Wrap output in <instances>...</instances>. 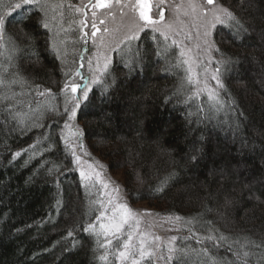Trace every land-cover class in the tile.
I'll use <instances>...</instances> for the list:
<instances>
[{
	"label": "trees",
	"instance_id": "16d2710c",
	"mask_svg": "<svg viewBox=\"0 0 264 264\" xmlns=\"http://www.w3.org/2000/svg\"><path fill=\"white\" fill-rule=\"evenodd\" d=\"M218 1L247 30L237 36L235 21L213 29L220 50L214 59L227 62L215 63L225 86L219 111L210 110L204 95L185 103L194 86L178 91L186 75L185 65L175 66L179 48L150 29L112 52L107 72L98 74L103 83L90 84L84 100L81 90L61 91L83 72L91 51L79 0H48L49 29L38 23L43 13L35 8L5 16L0 63L14 65L9 78L19 72L27 83L14 86L22 93L17 110L26 113L24 125L3 111L7 101L0 104V264L118 262L116 241L100 261L105 249L83 231L89 223L99 231L101 203L68 144L63 112L73 96L81 101L74 119L85 148L121 173L128 202L184 218L174 246L188 254L170 264H211L205 247L212 257L232 260L228 244L237 237L264 242V0ZM15 2L0 0V13ZM46 89L51 93L38 94ZM197 216L195 226L187 223ZM221 233L229 238L221 247L204 239Z\"/></svg>",
	"mask_w": 264,
	"mask_h": 264
},
{
	"label": "snow or ice",
	"instance_id": "6c2138e0",
	"mask_svg": "<svg viewBox=\"0 0 264 264\" xmlns=\"http://www.w3.org/2000/svg\"><path fill=\"white\" fill-rule=\"evenodd\" d=\"M91 3V0H89ZM153 0H95V4L93 7H98L102 9L109 8L112 4L120 5L121 14L124 16H128V13L132 15L129 16V24L126 25L131 35L126 37L127 40H136L139 39V33L144 31L145 29H150L153 33H159L164 37L165 40L168 39L169 32H175L174 24L176 20L179 19L180 12H183L184 16L195 15L202 20V27L204 31L199 34L203 39V51L208 53L211 56L212 51L219 52V48L216 47L215 42L212 40V29H214L219 24H224L226 21H235L237 28L236 34L239 36L241 32H246L247 30L240 24L238 20H236L235 16L226 8H223L219 4L216 3V0H187V4L185 6L184 0H181L180 4H169V0H156L155 7L157 9L158 18H154L153 15H150L151 5ZM210 5H214V7H208ZM171 6L175 10V19L171 22L165 21V7ZM26 7L38 9L40 13H43V17L38 21L42 25L44 29H49L50 25L48 22V0H17L14 4L10 5V11L5 13H0V41L3 40L5 31H6V15H11L12 12L17 10L25 9ZM71 7V5H69ZM124 8L128 9V13L124 12ZM76 11H81V9H76ZM138 13V15H136ZM93 17H95V12L92 13ZM80 23L83 25L85 21L82 20ZM101 24L104 21L100 22ZM163 24V30L161 25ZM91 27L96 29L91 33L92 37H96V32L99 29L96 28L95 21L92 22ZM105 32L108 31L107 28L104 29ZM88 34L85 33V36ZM153 39H156L155 35ZM87 41L85 40V43ZM173 45L177 44L176 40L172 41ZM52 50L57 54L59 58V49L55 41L52 42ZM197 48H200V45H197ZM13 51H17L16 48H13ZM188 51H191L190 49ZM2 54V53H0ZM186 55L185 50L182 48L180 51V57H184ZM12 58L9 57V60ZM213 60L210 58L209 63H212ZM217 64H225L227 63L224 60L215 61ZM193 63H197L192 57L187 59H179L177 60L176 67H181L182 65H187L185 68V77L181 81L180 88L178 91L182 90L185 84L189 86H198L201 81L197 73L193 70ZM198 67H203V62L200 61L197 63ZM11 67H15L14 65H7L0 63V104H3L7 101V106L3 109L4 112L8 114L11 120L16 121L19 125H24L25 120L24 117L26 113L17 110V106L22 103V101L18 100L17 97L22 93H17L14 91V86L24 87L27 83L26 79L20 76L19 72H12L9 78V69ZM89 67L91 70V60H89ZM108 63L106 62L103 67V72H107ZM205 74H207L208 69H204ZM220 69L216 68L211 74V80L216 81V85L219 89H225V86L220 78ZM68 75V73H65ZM75 75L79 76V70L76 71ZM92 83L94 84H102L103 81L99 76L92 79ZM71 88V92L76 93L78 89H80L83 93V99H88V93L90 89L88 85L85 84L83 87L76 83H65L64 88L61 90L66 93L68 88ZM39 88V86H37ZM205 88L207 85L205 84ZM7 89V91H4ZM106 90V86H105ZM204 91L199 87H192L189 95L185 99V103L194 100L199 97L200 93ZM45 92L51 93V89H46L44 92H39L40 96L45 95ZM208 99L212 103L209 105L210 110L219 111L220 107H222V101L219 98V92L216 89L208 90ZM73 104L74 106L69 109V104ZM81 101L77 96H73L70 99L65 100L64 112L63 115H66L68 119L65 121L64 127L71 128L73 127L69 122L75 118L76 109L80 107ZM51 111H56L53 107L50 109ZM59 114V113H57ZM23 130V128L21 129ZM80 130L77 127L75 135L77 139H79ZM63 138V136H62ZM67 145V141H66ZM81 149H83V145H79ZM20 152H16L13 154V158L20 156ZM73 156L76 155L75 151L72 152ZM87 154V153H86ZM79 157H76V162H79ZM190 159L195 162L198 157L196 154L191 155ZM101 167H103L101 165ZM51 172V169L49 170ZM81 177L85 180H90L92 177L90 175H86L83 171L80 173ZM95 176L98 178L100 173H95ZM105 188L108 187L107 184L104 185ZM162 188L156 189V191H162ZM114 192H119V187H115L113 189ZM59 204V201H57ZM111 204V199L109 200ZM113 215L109 217V223L100 224V231L96 230V225L94 223H89L86 227L83 228L85 233H89L90 235H94L96 237L97 244L99 248L105 249L104 254L100 255L98 259L100 261H107L109 252L108 250L113 247V239L116 241L115 253L116 258L120 261V264H151V261L155 257L156 259H166L168 261H172L174 259L180 260L185 257L188 252L183 248H176L174 246L175 241H177V237H171V241L168 247L169 255L165 256H157V250L160 247L155 244V241L161 240L160 236H152L150 233L139 231L140 220L138 216L140 213L136 212L132 208H130L126 203L117 204L113 209ZM150 214V213H146ZM104 213H101L103 216ZM156 215H159L158 213ZM97 221L101 219L98 216ZM169 220L180 221L183 220V217L175 216L168 217ZM199 216L191 218L187 221L189 225L195 226L196 223L199 222ZM211 224V222H207ZM125 226H128L129 229H132L135 226V235L138 236V243H134V232L128 231L126 238L123 243H120V238L124 235ZM191 231V229H189ZM218 231V230H217ZM69 236H72V232H68ZM195 235V233L193 234ZM103 236L104 240L101 242L100 237ZM188 239V237H185ZM205 240L212 241L213 247H221L223 242L227 241L229 238L224 234H220L218 237L214 235H208L204 237ZM197 243H201L200 240H197ZM194 251V250H193ZM201 251L205 256L209 257L211 264H264V242H257L248 236L237 237L232 243L228 244V251L232 254V260H227L226 258H215L212 257L209 253L208 248H202ZM178 254V255H177Z\"/></svg>",
	"mask_w": 264,
	"mask_h": 264
},
{
	"label": "rangeland",
	"instance_id": "374dc122",
	"mask_svg": "<svg viewBox=\"0 0 264 264\" xmlns=\"http://www.w3.org/2000/svg\"><path fill=\"white\" fill-rule=\"evenodd\" d=\"M156 0H153L151 5L150 15H153L154 18H158L157 9L155 7ZM181 0H169V4H180ZM185 6L187 4V0H184ZM216 3L225 8L218 0ZM95 4V0H79V7L81 9V21L84 20L85 24H81L82 32L86 36L87 42L91 48V51L83 57L85 60L83 61V72L77 76L76 80H79L80 83H76V80L73 79V83L81 85L83 87L85 84L88 86L92 84V79L98 76L103 70L104 64L109 63L112 52L123 44L130 42L126 39L128 35H131L128 27L126 25L129 24V16L131 13H128V9L124 8V12L128 13V16H124L121 14L120 5L112 4L109 8L102 9L98 7H93ZM208 7H214V5H210ZM95 12V17H93L92 13ZM138 15V13L136 14ZM175 10L171 6L165 7V21L171 22L174 20ZM95 21L96 28L99 31L96 32V37H92L91 33L96 31L91 27L92 22ZM104 21L103 24L100 22ZM227 23V21L225 22ZM202 20L195 15L184 16L183 12H180L179 19L176 20L174 24L175 32H169L168 40L172 44L173 40L177 41L176 46L179 48V52L183 48L186 52V55L182 57V59H187L192 57L195 61L203 62V67H198L197 63H193V70L198 74L201 83L198 86L201 89H204L200 93V95H204L208 99V90L216 89L219 92V88L216 85V81L211 80V74L216 69L215 59H214V51L211 52V56L208 53L203 51V39L199 34L204 31V28L201 26ZM163 30V24L161 25ZM107 28L108 31L105 32L104 29ZM213 32V29H212ZM163 37V36H162ZM212 38V37H211ZM197 45H200V48H197ZM191 51H188V50ZM212 59L213 62L209 63V59ZM89 60H91V70L89 67ZM187 67V65H185ZM207 68L208 72L205 74L204 69ZM75 75V74H74ZM205 84L207 88H205ZM80 90V89H78ZM71 92L70 90H68ZM209 100V99H208ZM211 102V101H210ZM212 103V102H211ZM73 127L67 128L69 143L72 150L75 151V157H79V162L77 163V169L79 173L82 171L86 175H90L92 178L90 180H85L87 184H90L91 187L95 188L98 197L100 200V213L99 216L101 219L96 222L98 225V230L100 231V224L109 223V217L113 215L112 209L117 204L126 203L130 208L140 213L138 219L140 220L139 231L150 233L152 236H160L161 240L155 241L156 245L160 247L157 250V256H167L168 247L171 241V237L176 236L177 238L183 235L181 231V227L179 222L176 220H169L168 215H163L160 212L155 211L151 206L146 203L139 202L135 204H130L125 195L122 177L120 172H111L107 170L104 163L99 160L95 155H92L85 148L84 142L81 139V133L79 134V139L75 135L77 127L80 130L79 125L76 123V120L73 119L69 122ZM83 145V149L79 147V145ZM87 153V154H86ZM101 165L103 167H101ZM100 173V176L97 178L95 173ZM107 184L108 187L105 188L104 185ZM119 187V192H114L113 189L115 187ZM111 199L112 203H109ZM101 213H104L101 216ZM150 213V214H146ZM159 215H156V214ZM173 217V216H171ZM128 231L134 232V243H138V236L135 235V226L132 229H129L128 226H125L124 235L120 238V243L122 244L124 239L127 236ZM115 241V239H113ZM175 244V242H173ZM117 264H120V261L117 259ZM152 264H170L166 259H156L155 257L151 261Z\"/></svg>",
	"mask_w": 264,
	"mask_h": 264
}]
</instances>
